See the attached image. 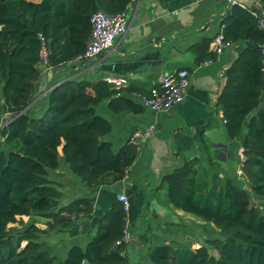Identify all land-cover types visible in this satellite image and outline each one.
Wrapping results in <instances>:
<instances>
[{
	"label": "trees",
	"instance_id": "16d2710c",
	"mask_svg": "<svg viewBox=\"0 0 264 264\" xmlns=\"http://www.w3.org/2000/svg\"><path fill=\"white\" fill-rule=\"evenodd\" d=\"M131 0H0V264H125L121 239L124 211L118 200L99 216L84 247L70 245L63 257L43 249L36 240L39 227L20 216L41 214L47 224L68 226L75 216L92 209L89 196H76L58 205L60 191L47 170L63 160L86 186L107 185L121 179L136 154V145L124 141L113 150L102 136L109 121L95 105L106 99L111 111H140L142 106L116 94L104 79L63 77L52 80L42 95L38 112L35 89L39 61L49 65L71 63L83 50L97 8L123 11ZM229 40L245 39L225 67L224 84L216 102L225 133L235 137L246 119L241 140L240 171L247 187L233 178L220 179L185 158L161 176L168 202L217 228L221 237L207 236L191 247L188 242L159 243L150 247L151 264H264V86L260 47L264 30L250 10L237 3L221 19ZM201 55H197L198 60ZM138 90V89H135ZM118 240V242H116ZM212 248L215 254L210 251Z\"/></svg>",
	"mask_w": 264,
	"mask_h": 264
},
{
	"label": "crops",
	"instance_id": "0c3cea01",
	"mask_svg": "<svg viewBox=\"0 0 264 264\" xmlns=\"http://www.w3.org/2000/svg\"><path fill=\"white\" fill-rule=\"evenodd\" d=\"M237 1L239 6L264 14V0ZM230 5L226 0H131L123 10L125 30L110 47L79 66L69 62L42 66L33 99L40 104L49 82L63 77L96 80L107 74L125 75L127 82L118 88L119 94L139 103L130 91L145 90L165 72L181 66L189 72L183 98L166 110L155 111L139 103L140 111L114 112L107 107L106 99L95 105L96 112L109 121L110 129L102 137L113 150L128 140L133 130H143L150 123L154 128L139 139L124 176L111 184L86 186L61 159L55 168L47 170V177L60 191L52 209L76 196L91 197L92 209L60 228L48 225L50 218L45 215L20 216L24 224L33 221L39 227L36 240L43 249L61 258L70 245L84 247L100 214L117 200L119 192L124 193L129 205L126 216L130 238L123 250L125 264H151L147 251L159 243L182 241L192 247L201 242V222L197 221L202 219L197 217L196 221L191 213L173 207L161 182V176L185 158L196 157L197 165L209 175L230 177L247 187L240 171L247 117L239 133L228 137L216 102L224 84L225 67L250 45L245 39H235L220 52L214 51L212 37L221 29V19ZM259 105L264 107V86ZM35 106L31 105L35 112L43 107ZM0 146L4 144L0 142Z\"/></svg>",
	"mask_w": 264,
	"mask_h": 264
},
{
	"label": "built area",
	"instance_id": "2783aa9c",
	"mask_svg": "<svg viewBox=\"0 0 264 264\" xmlns=\"http://www.w3.org/2000/svg\"><path fill=\"white\" fill-rule=\"evenodd\" d=\"M227 3H238L237 0H226ZM255 17L256 26L264 30V14L250 10ZM90 30L85 41L83 50L76 54L71 63L79 66L90 60L92 57L111 46L113 39L121 34L126 27V21L123 11L107 12L101 8H97L89 15ZM213 49L220 52L224 47L231 44L222 30H218L212 37ZM44 60V59H43ZM45 61V60H44ZM260 66L264 79V43L260 47ZM189 72L186 67H178L175 70L165 72L160 79L151 84L145 90H132L131 95L135 97L139 103L155 111L166 110L170 106L178 103L183 98L187 84ZM104 80L113 88L118 89L127 82V77L121 74H107ZM119 94L120 91H116ZM154 128V124H148L143 130L135 129L131 132L128 140L138 146L139 139ZM116 199L120 201L124 211L123 229L121 239L127 241L130 238L128 231V219L126 213L128 211V201L123 192L116 194ZM118 242V240H116ZM79 264H87L84 259ZM108 264V263H98Z\"/></svg>",
	"mask_w": 264,
	"mask_h": 264
},
{
	"label": "rangeland",
	"instance_id": "374dc122",
	"mask_svg": "<svg viewBox=\"0 0 264 264\" xmlns=\"http://www.w3.org/2000/svg\"><path fill=\"white\" fill-rule=\"evenodd\" d=\"M43 65H46V62H44V60L41 59L39 61V63H38V67L40 68V70L42 69ZM40 103H41L40 101H37V103L35 104L36 105L35 107L38 108ZM7 115L8 114L4 113L3 110H0V122L3 121L4 119L6 120ZM251 199L257 204L263 205V203H264V197H258V196H255V195L251 194ZM192 215L194 217L193 219L196 220L197 216L194 215V214H192ZM197 222H201L200 227H201V232H202L201 233V238L202 239H203V237H207V236H218V237H221V235L218 232L217 228H215L210 222L204 221V220L197 221ZM194 223H196V222H194ZM197 231H199V229ZM210 251L215 254V251L212 248H210Z\"/></svg>",
	"mask_w": 264,
	"mask_h": 264
},
{
	"label": "water",
	"instance_id": "95a60500",
	"mask_svg": "<svg viewBox=\"0 0 264 264\" xmlns=\"http://www.w3.org/2000/svg\"><path fill=\"white\" fill-rule=\"evenodd\" d=\"M47 90V89H46Z\"/></svg>",
	"mask_w": 264,
	"mask_h": 264
}]
</instances>
